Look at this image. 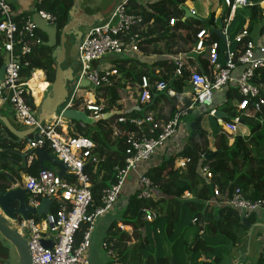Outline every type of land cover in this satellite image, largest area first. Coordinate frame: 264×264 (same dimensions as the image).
I'll return each mask as SVG.
<instances>
[{"label":"built area","instance_id":"2783aa9c","mask_svg":"<svg viewBox=\"0 0 264 264\" xmlns=\"http://www.w3.org/2000/svg\"><path fill=\"white\" fill-rule=\"evenodd\" d=\"M198 1H211L210 4L212 1L221 3L217 11L207 13L205 17V20L210 21L214 14V23L210 24V28L203 25L200 28L195 26L198 33L194 48L178 55H154L145 58L141 45L146 40L145 37L154 22L146 23L143 15L131 10L130 0H122L103 23L84 31L78 48L80 70L77 83L68 100L53 119L40 123L37 109L42 102L36 103L33 90L29 86L36 72L32 74L31 80L23 82L21 61L42 44V39L37 34L38 30L32 14L16 21L18 14L13 10L12 5L7 0H0V56L4 58V62L6 55L10 56L4 81L0 83V108L9 105L17 123L27 129H35L43 140L30 144V150L44 149L48 146L53 153L52 156L67 166L66 176L71 179L60 177L58 171L47 169L40 170L36 175L21 178L23 188L29 192L27 204L30 207L37 210L44 198L54 200L51 213L44 216V220L41 218L38 221L35 217L29 221L21 218L9 219L12 227L28 241L32 264H89L87 254L91 247L96 220L114 210L133 174L137 178L129 195H136L138 199L143 200L155 197L156 187L146 175L139 173V167L150 161L159 151L173 144L172 142L180 135L182 123L185 127L187 123L185 120L196 110L197 105L212 106L217 93L225 94L229 88L234 87L243 98L239 105L240 110H247L251 106L254 114H263L264 88L257 80L264 74V34L260 39H256L249 32L248 25H245L236 37V41L243 45L237 52L231 50V24L236 12L239 8L252 6V2L249 0H188L180 6V9L183 11L182 8L186 7L193 15L199 17L194 6ZM263 1L261 0V7H263ZM42 3L43 0H37L38 6ZM34 13H37L51 27L57 24V18L45 10ZM176 22V19L171 20L170 26H175ZM220 23L223 25L221 33L226 37L224 62L220 60L219 43L213 42L211 38V33L215 34L213 29H218ZM246 39L249 41L244 43ZM204 53L208 55L207 69H204L199 61V57ZM124 58L142 61L145 59L156 61L164 58L168 60L173 72L169 71L168 67H156L153 69L157 77L154 81L149 76L143 75L139 82L132 84L131 79L124 78L117 68L118 63L120 64ZM160 77L168 78V80H160ZM181 80L186 83V86L182 92H178L175 86L176 82ZM45 81L47 87L44 98L51 86L47 82L46 75ZM83 82L89 83V86L84 88ZM119 82L127 86L126 95H123L124 97L122 96L118 103L125 102L127 97L135 101V105L137 103L147 105L152 101V91H154L157 94H165L170 101H173L172 106L175 107L176 112L173 117H170L172 113L170 105L168 109L170 114L167 119H160L158 112H148L143 119H127L120 116L110 123L113 138H125L127 146L125 166L117 168L115 183L103 191L102 205L94 207L91 178L87 170L97 167L105 159L95 154L97 148L95 142L78 132V128L84 129L87 126L66 119L64 113L73 110L86 113L94 119L105 115H110L112 119L117 110L105 112L108 105L106 101L98 102L101 96L99 90ZM132 89H136L134 95L131 94ZM27 97L33 98L36 110L28 103ZM218 112L215 108L209 112V115L216 119L221 133L233 138L250 136H245L241 130L244 127L241 116L228 121V119L216 117ZM198 117H203L202 111ZM192 124L193 122L190 123ZM122 125H134L137 131L126 132L121 128ZM183 147L182 144H177L175 149L180 152ZM188 163V159H179L176 167L184 170ZM203 171L207 177L210 176L207 169ZM214 195L220 199L221 193L215 190ZM185 196L191 198L189 193ZM218 203L220 206H229L239 212L245 220L254 215L259 217L264 212V201L248 200L240 188H237L232 196H226ZM57 204L59 209L53 212ZM144 212L147 214L148 221L156 220L157 215L153 211L144 210ZM197 223L198 219H194L193 225ZM206 225L204 223V226ZM84 226L86 229L83 239L77 244L75 237ZM120 227L122 231L127 228L123 225ZM203 233V230L200 231V235ZM42 241L54 242L53 248L46 249ZM258 242L260 243L259 260L264 264V236L259 237ZM103 248L108 257L115 256L112 250L113 243L104 242Z\"/></svg>","mask_w":264,"mask_h":264},{"label":"trees","instance_id":"16d2710c","mask_svg":"<svg viewBox=\"0 0 264 264\" xmlns=\"http://www.w3.org/2000/svg\"><path fill=\"white\" fill-rule=\"evenodd\" d=\"M187 1L130 0V8L134 13L143 15L146 23L154 22L145 37L146 40L141 45L145 58L154 55H178L194 48L198 33L195 26L200 28L202 24L197 21L183 22L184 13L180 6ZM249 1L252 2V6L239 8L231 24V29L234 31L233 37L230 33L233 52H237L243 45L236 41V37L245 25H248L251 34L257 24L264 25V7L260 6L261 0ZM34 2V12L45 10L53 14L57 18L60 30L70 22L75 0H43L41 6H38L37 0ZM13 10L16 12L14 6ZM17 14L16 21H19L33 12L28 15ZM173 19L177 22L171 27L170 21ZM209 22L214 23V14ZM180 31L182 32L179 33ZM263 33L264 27L260 30V34ZM37 34L42 39V44L36 47L31 55L22 59L21 78L23 82H28L34 72L42 71L46 75L47 82L53 83L56 78L57 65L52 57V50L45 46L47 36L40 31H37ZM211 38L213 42L219 43V55L222 57L223 49L220 38L213 33H211ZM247 41L249 39H246L244 43ZM130 61L118 63L117 68L124 78L131 79L132 84L139 82L143 75L149 76L154 81L157 77L153 69L156 67H168L169 71L173 72L168 60L164 58L154 62H143L140 59ZM199 61L204 69L208 68L207 53L201 55ZM3 62L4 58L0 56V65ZM139 66L141 67L138 68ZM162 79L168 80V78L160 77V80ZM183 80L176 82L175 87L178 92H182L186 86ZM257 82L264 88V74ZM126 86L119 82L99 90L101 96L98 102L107 101L108 108L105 112L117 110L112 119L101 121L96 128L89 126L84 129L78 128L81 135L91 139L97 145L95 154L105 159L97 167L87 170L91 178L94 207L102 205L103 191L115 183L116 170L124 168L126 160L125 138L112 139V130H108L107 126L120 116L127 119H143L148 112L159 113L158 106L164 102L170 103L171 106L174 105L165 94L152 91L153 99L147 105L137 103L124 108L123 105H118V102L123 95H126ZM224 95L226 101L222 107H218V111L225 113L228 121L241 116L246 126L249 127L250 136L233 138L221 133V129L214 130L212 136L216 140V152H213L209 147L208 131L201 125L202 117H198L195 123L189 126V139L180 152L176 151V143H174L159 151L150 161L141 164L139 173L146 175L153 182L156 195L152 199L143 200L138 199L136 195L123 192L114 208L115 210L122 197L128 194L123 216L110 225L104 240V242L113 243L112 250L115 254L114 257H109L111 259L108 264H173L175 260L173 253L177 251V248H184L189 256L195 253L202 254L207 259L215 256V262L220 263L222 258L219 257V249L208 245L205 241L208 235L209 237H221L235 247L243 242L248 229L243 216L229 206H220L218 202L226 196H232L237 188L243 191L248 200L264 201V109L262 115L254 114L251 106L247 110H240L239 105L243 98L234 87L229 88ZM27 101L36 110L33 98L27 97ZM175 112L176 109L172 106L170 117H173ZM194 124L196 126H193ZM121 128L126 132L137 131L134 125H122ZM44 148L48 154L53 155L48 146ZM23 149L24 145H17L8 140L6 128L0 122V189L6 191V185L9 182L7 175L20 179L21 173L36 175L41 170L38 161H33L26 170H23L21 164L16 165L20 163L19 153ZM203 155L204 157L212 155L203 163V169H207L210 175L208 179H203L197 172ZM179 159L189 160L186 169L176 167ZM45 166L47 170H53L50 164ZM136 178L132 176L131 188ZM65 179L71 180L69 176H65ZM215 190L221 193L220 199L215 197ZM186 193H189L191 198H185ZM58 209L57 204L53 212ZM144 210L153 211L157 215L156 220L148 221ZM35 218L38 221L41 219L40 217ZM194 219H198L197 225H193ZM256 219L257 216L254 215L247 219V222L252 225ZM204 223L207 225L204 226ZM121 225L132 228L133 232L122 231L119 228ZM193 227L195 233L191 238L192 243L189 244L187 232ZM85 229L86 226L77 233L75 237L77 244L82 241ZM202 230L204 233L200 235ZM163 239L169 246L171 254H167ZM6 254V250L0 251V263L3 264L1 257ZM189 262L188 259L187 263ZM208 264H213V262ZM258 264H262V261L259 260Z\"/></svg>","mask_w":264,"mask_h":264},{"label":"water","instance_id":"95a60500","mask_svg":"<svg viewBox=\"0 0 264 264\" xmlns=\"http://www.w3.org/2000/svg\"><path fill=\"white\" fill-rule=\"evenodd\" d=\"M182 9L184 12L183 22L193 20L201 23L206 28H210L209 20L193 15L186 7ZM70 17V22L60 30L57 24L51 27L45 20L41 19L37 13L32 14V19L37 30L47 36L45 46L52 50V57L57 65L55 81L50 83V89L39 107L38 119L40 123L53 119L54 115L64 106L70 96L71 89L74 88L77 83L76 72L72 67L65 68V66L67 58L78 60V48L83 37L82 30L92 28L106 20V17L103 15H88L85 10L77 7H73ZM222 27L223 25L220 23L219 28L213 29V32L225 44L226 37L221 33ZM73 33L77 36L76 42L69 48L67 37ZM9 61L10 56L7 54L5 62L0 67V83L4 81L6 66L9 64ZM82 86L86 88L89 86V83L83 82ZM64 117L75 123H83L91 128H96L101 121L111 118L110 115H105L102 118L94 119L89 117L86 113L73 110L66 111ZM216 117L228 119V116L220 111ZM0 122H2L6 128L7 138L17 145H30L38 140H43L42 137L35 132L34 128L22 130V128L13 125L7 117L4 116H0ZM242 124L244 126L246 125L245 122H242ZM193 126H196V124ZM32 155L38 158L41 170L46 169L45 164H52L57 167L60 177L66 176L68 170L67 166L56 157L48 154L44 149L19 153L23 170L27 169V159ZM211 156L212 155H206L198 164L197 172L203 179H208L207 174L203 171V163ZM7 179L9 182L6 185V191L0 189V236L15 250L19 264H32L28 241L18 230L12 227L9 219L17 220L21 218L24 221H29L32 217L37 216L43 218L44 216H48L51 213L54 200L44 198L41 206L35 210L27 204L29 192L23 188L21 184L22 179L15 178L11 175H7ZM244 222H246L247 228L251 226L247 220L244 219ZM42 244L46 249H52L54 246V242L42 241ZM173 264H177V262L173 260Z\"/></svg>","mask_w":264,"mask_h":264},{"label":"rangeland","instance_id":"374dc122","mask_svg":"<svg viewBox=\"0 0 264 264\" xmlns=\"http://www.w3.org/2000/svg\"><path fill=\"white\" fill-rule=\"evenodd\" d=\"M12 1L19 10H21V5L17 4V2L13 1V0H9ZM99 2H103V10L105 13L109 12L111 10V8L113 6H115L120 0H98ZM211 2V1H210ZM210 2H202V1H198L197 3L194 4L196 11L199 14V17H201L202 19H205V17L207 16V13H212L217 11L218 8H220V3L219 1H212V3L210 4ZM262 5L264 7V1L262 2ZM262 7V8H263ZM30 9V8H29ZM225 9V8H223ZM264 9V8H263ZM189 23H193V20H189ZM262 27H264V25H256V28L254 30V32L252 33V36L254 38H259L260 36V30L262 29ZM86 32V29H83ZM234 31L233 29H231V37H233ZM75 43H73L74 45ZM72 46V41L71 39H69L68 41V47L71 48ZM221 46L223 49V54L221 57V62L225 61V55H224V42L221 41ZM131 62L129 59L124 58L122 60V62ZM78 66V61L76 59L75 61ZM116 65L115 63H112ZM78 70L76 71V77L78 76ZM78 78V77H77ZM47 87V86H46ZM46 89V88H45ZM73 90V88L71 89V91ZM49 91V89H48ZM134 93H136V89H132L131 94L134 95ZM46 96V95H45ZM125 96V95H124ZM123 96V97H124ZM136 97V96H135ZM44 99V97L42 98ZM43 100H41L42 102ZM226 101L225 99V95L224 93L220 92L217 93L215 95V103L212 106H200L197 105L196 106V110L193 111L190 116L185 120V122H192L194 121L200 114V112L202 111V115H203V119H202V127L205 130H210L211 132H213L214 130L217 129H221L220 126L217 124L216 119L214 117H211L209 115V112L212 109H215L218 107L220 108V106L222 107L223 103ZM40 102V103H41ZM120 105V103L118 104ZM121 105H123V107H130L132 105H135V101L130 100V99H126L125 98V102L121 101ZM165 109H168V106H165ZM1 113H3V115L5 117H8L7 119H10V121L17 127L20 128H24L22 127L21 124L17 123V121L14 118V115L12 113L11 108L9 107V105H5L4 107L0 108V115L3 116ZM246 127V128H245ZM107 129L110 130L111 126L108 125ZM241 129H245L247 131H249V127H247L246 125L244 127H242ZM207 130V131H208ZM111 131V130H110ZM185 132L184 136L183 133ZM179 136H183L182 142L184 141V139L187 140L189 139V132L187 131L186 128H184V123H182V126L180 128V135ZM208 136H210L209 139V144H210V150H212V147L215 145L216 140L213 138V136L210 134V132L208 131ZM113 139V137H112ZM215 149V148H213ZM51 168H53L54 171H57V167L50 164ZM130 180H132L131 176L129 178ZM126 189V188H125ZM126 191V190H124ZM127 197L128 194H125L118 207H116V209L112 212H110L109 214H106L104 216L99 217L96 222H95V227H94V232L92 235V239H91V247L88 250V260H89V264H108V262L110 261L111 258L108 257L107 252L104 250L103 248V243L104 240L107 236V232L110 228V225L113 222H116L118 220H120L123 216V212L126 208V204H127ZM185 198H187V196H184ZM44 220V218H43ZM126 227V226H125ZM119 228L121 229V227L119 226ZM130 227H127L125 231H129V232H133V230ZM195 233V228H191L189 229V231L187 232V238L189 239L188 243L191 244L192 243V236ZM210 235H208L205 238V241L207 242L208 245L213 246L217 249H219V257H221V261L220 263L215 262V256L214 257H210L209 259H207L206 257H204V255L202 254H198L195 253L192 256H189L186 251L184 250V248H177L173 255L175 257V260L177 262V264H208V263H212L213 264H228L231 263L233 260L234 263L238 262H242V264H258V259L260 257V243L258 242V238L264 236V212L262 213L261 216L257 217L256 221L247 229V233L244 236V240L243 242L238 245L237 247L233 246L232 244H230L229 242H226L224 239H222L221 237H209ZM162 242L165 244V249L167 251V254H171V250L169 249V246L166 244V242L164 241V239L162 240ZM133 244V243H132ZM135 244V243H134ZM4 249L7 251V254L3 257H1V261L3 262V264H19V260L17 257V254L15 252V250L0 236V251ZM190 260L189 263H187V260ZM237 262V264H239Z\"/></svg>","mask_w":264,"mask_h":264},{"label":"crops","instance_id":"0c3cea01","mask_svg":"<svg viewBox=\"0 0 264 264\" xmlns=\"http://www.w3.org/2000/svg\"><path fill=\"white\" fill-rule=\"evenodd\" d=\"M11 5H12V7L14 6L15 7V9H16V12L17 13H19V14H21V15H24V14H30V13H34V7H35V2H34V0H13V1H15V2H17V4H19V5H21V10H19L18 9V7L12 2V1H9V0H7ZM122 2V0H120L115 6H113L112 8H111V10L109 11V12H107V13H105L104 12V10H103V2H99L98 0H75V5H74V7H77V8H81V9H83V10H85V12L88 14V15H97V14H100V15H103L104 17H108L110 14H111V12L115 9V7L116 6H118L120 3ZM191 6V5H190ZM30 8V9H29ZM264 34V33H263ZM262 34H260L259 36V38L258 39H260L261 37H263V36H261ZM257 39V38H256ZM149 62H154V61H152V60H148ZM143 62H147V60L145 59ZM141 66H139L138 68H140ZM44 73V72H43ZM45 74V73H44ZM107 102V101H106ZM163 105H159L158 106V110H159V113H158V117H160V119H167L168 117H169V114H170V111L168 110L169 109V106H170V103H168V102H164V103H162ZM165 106H168V109H165ZM154 113H157V112H154ZM2 115H3V113H1ZM157 115V114H156ZM1 116V115H0ZM4 116V115H3ZM5 117V116H4ZM8 118V117H7ZM9 121H10V119H8ZM195 121H196V119L194 120V121H192L193 123H195ZM11 122V121H10ZM12 123V122H11ZM190 123L191 122H187L186 123V125H185V127L184 128H186L187 129V131H188V129H189V126H190ZM13 124V123H12ZM14 125V124H13ZM22 127H24V126H22ZM246 128V127H245ZM24 129H27V128H22V130H24ZM208 130V129H207ZM242 130V132H243V134L245 135V136H248V135H250V131H247V130H245V129H241ZM209 132H210V134L212 135V132L210 131V130H208ZM184 134H185V132L183 133V136H184ZM6 136H7V134H6ZM183 136L181 137V136H178L177 137V139H175L172 143L174 144V143H176V145L177 144H182L183 146L185 145V143H186V140L184 139V141L182 142V139H183ZM210 139V136H208V140ZM9 140V139H8ZM24 145V149L22 150V152H20V153H26V152H29L30 151V148H29V144H23ZM209 146H210V144H209ZM175 148V147H174ZM213 148H215V145L212 147V151L213 152H216V149H213ZM45 149V148H44ZM177 151V150H176ZM178 152V151H177ZM33 161H38V158L35 156V155H32V156H29L28 157V159H27V168H29L30 166H31V164L33 163ZM39 162V161H38ZM19 164H21L22 165V162H21V159H20V163H18V164H16V165H19ZM40 164V163H39ZM45 165H47V164H45ZM23 176H27L25 173H21V178L23 177ZM133 177L135 176L136 177V175H132ZM132 176H131V178H132ZM132 182H133V179L132 180H128V182H127V186H126V192L125 193H129L130 192V190L132 189L131 187H130V185L132 184ZM258 261H259V259H258Z\"/></svg>","mask_w":264,"mask_h":264},{"label":"bare ground","instance_id":"6f19581e","mask_svg":"<svg viewBox=\"0 0 264 264\" xmlns=\"http://www.w3.org/2000/svg\"><path fill=\"white\" fill-rule=\"evenodd\" d=\"M29 86L33 90L36 103L40 104L44 95L45 88L47 86L45 81V74L42 71H37L33 79L30 81Z\"/></svg>","mask_w":264,"mask_h":264},{"label":"flooded vegetation","instance_id":"af4514ba","mask_svg":"<svg viewBox=\"0 0 264 264\" xmlns=\"http://www.w3.org/2000/svg\"><path fill=\"white\" fill-rule=\"evenodd\" d=\"M82 32L84 33V30H82ZM76 38H77V36H75V34L73 33V34H70L68 37H67V41H69V39H71V41H72V45H73V43H75L76 42ZM67 63H66V66H65V68H68V67H72L73 68V70L76 72L77 70L79 71L80 69H79V66L77 65V64H75L76 62V60H71L70 58H67ZM78 61V60H77ZM78 64H79V62H78ZM234 261H236V260H233L232 262H231V264H237V262L236 263H234ZM239 264H242V262H238Z\"/></svg>","mask_w":264,"mask_h":264}]
</instances>
